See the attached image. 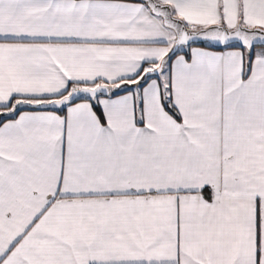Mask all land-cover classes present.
Returning a JSON list of instances; mask_svg holds the SVG:
<instances>
[{"label": "snow or ice", "instance_id": "snow-or-ice-1", "mask_svg": "<svg viewBox=\"0 0 264 264\" xmlns=\"http://www.w3.org/2000/svg\"><path fill=\"white\" fill-rule=\"evenodd\" d=\"M0 264H264V0H0Z\"/></svg>", "mask_w": 264, "mask_h": 264}]
</instances>
